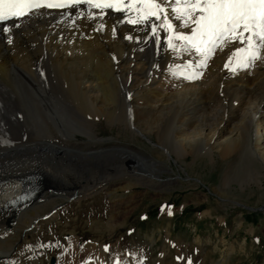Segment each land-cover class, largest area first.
<instances>
[{"label": "bare ground", "instance_id": "bare-ground-1", "mask_svg": "<svg viewBox=\"0 0 264 264\" xmlns=\"http://www.w3.org/2000/svg\"><path fill=\"white\" fill-rule=\"evenodd\" d=\"M150 7L126 3L112 9L39 10L35 16L0 27V264H8L5 257L15 250L20 232L32 234L38 229L39 200L66 196L71 191L79 194L87 185L93 190L114 185L104 179L100 184L98 180L84 183L71 178L55 183L41 167L43 156L53 153L76 152L75 157L83 159L89 156L84 150L51 140L57 131L73 139L76 133L87 131L91 137L90 130L83 127L86 116L93 120L103 115L109 123L120 122L138 134L142 133L140 120H146L147 130L160 138L159 145L168 152L176 149L179 158L217 151L226 160L244 150L242 159L248 160L251 168L243 176H255L253 154L264 171V62L258 60L253 67L233 73L230 69L235 61L229 68L224 66L233 51L228 48L217 51L206 69H197L203 71L202 77L185 79L190 69L175 66L192 57L178 56L166 48L172 33L163 28L151 38L152 33L141 23L142 10ZM10 26L9 33L2 31ZM92 120L87 121L91 131L95 128ZM35 128L46 137H25ZM165 132L169 133L167 141L162 137ZM127 151L129 160L135 162L118 189L154 185L166 168L138 152ZM91 154L89 157L100 153ZM256 174L263 176L261 170ZM26 175L39 176L43 187L32 202L14 209L9 205L24 193L22 179ZM31 207L34 209L29 211ZM50 228L54 230V226ZM75 240L74 246L63 250L64 264H83ZM20 254L16 264L22 261ZM88 262L99 264L90 257Z\"/></svg>", "mask_w": 264, "mask_h": 264}, {"label": "rangeland", "instance_id": "rangeland-1", "mask_svg": "<svg viewBox=\"0 0 264 264\" xmlns=\"http://www.w3.org/2000/svg\"><path fill=\"white\" fill-rule=\"evenodd\" d=\"M91 117L86 116L83 126L91 137L87 131L76 133L75 139L57 131L51 140L84 150L89 156L100 154L83 159L75 157L76 152L53 153L43 156L41 167L55 183L72 179L84 183L98 180L100 184L104 179L114 185L94 190L87 185V190L76 196L71 191L39 200L38 231L20 232L15 250L5 262L16 264L20 252L19 264H64L63 250L74 246L77 239L83 264H89L88 257L99 264H264V171L256 155L251 156L255 176H243L251 168L250 162L242 159L244 150L226 160L217 151L179 158L176 149L168 152L159 145V137L147 130L146 120L139 121L143 137L120 122L109 123L103 115L93 119L91 131L87 123ZM37 130L25 137H46ZM168 136L162 134L166 141ZM127 150L166 168L154 185L118 189L135 162L129 160ZM259 169L262 177L256 174ZM228 172L232 175L227 176ZM55 214L58 217L54 219Z\"/></svg>", "mask_w": 264, "mask_h": 264}, {"label": "snow or ice", "instance_id": "snow-or-ice-1", "mask_svg": "<svg viewBox=\"0 0 264 264\" xmlns=\"http://www.w3.org/2000/svg\"><path fill=\"white\" fill-rule=\"evenodd\" d=\"M126 3L150 5L142 10L145 15L141 23L152 33L151 38L156 37L158 28H163L165 33H172L166 40V48L178 56L192 57L185 64L175 66L190 69L185 79L202 77L203 71L197 69H206L217 51L228 48L233 51L224 66L229 68L235 61L230 69L233 73L237 69L253 67L258 60L264 62V0H0V23L35 16L45 6L62 8L64 5L89 4L112 7ZM5 5L14 6L7 9V16ZM115 10L120 11L119 8ZM2 31L9 33L11 26L3 27ZM8 42L12 41L9 39ZM154 42L160 44L159 39Z\"/></svg>", "mask_w": 264, "mask_h": 264}]
</instances>
